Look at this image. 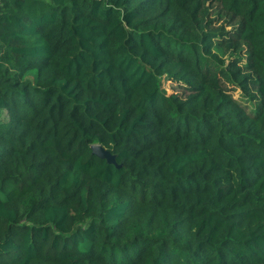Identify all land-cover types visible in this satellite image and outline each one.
<instances>
[{
    "label": "trees",
    "instance_id": "obj_1",
    "mask_svg": "<svg viewBox=\"0 0 264 264\" xmlns=\"http://www.w3.org/2000/svg\"><path fill=\"white\" fill-rule=\"evenodd\" d=\"M0 264H264V0H2Z\"/></svg>",
    "mask_w": 264,
    "mask_h": 264
},
{
    "label": "water",
    "instance_id": "obj_2",
    "mask_svg": "<svg viewBox=\"0 0 264 264\" xmlns=\"http://www.w3.org/2000/svg\"><path fill=\"white\" fill-rule=\"evenodd\" d=\"M92 153L99 158L106 159L110 163H114V157L100 146L92 147Z\"/></svg>",
    "mask_w": 264,
    "mask_h": 264
},
{
    "label": "rangeland",
    "instance_id": "obj_3",
    "mask_svg": "<svg viewBox=\"0 0 264 264\" xmlns=\"http://www.w3.org/2000/svg\"><path fill=\"white\" fill-rule=\"evenodd\" d=\"M176 84L170 83L168 81L163 82V88L166 90L167 94H171L175 92H180L178 89H174ZM235 99H241L240 93L238 91H234L231 93Z\"/></svg>",
    "mask_w": 264,
    "mask_h": 264
},
{
    "label": "built area",
    "instance_id": "obj_4",
    "mask_svg": "<svg viewBox=\"0 0 264 264\" xmlns=\"http://www.w3.org/2000/svg\"><path fill=\"white\" fill-rule=\"evenodd\" d=\"M1 3H2V0H0V5H1Z\"/></svg>",
    "mask_w": 264,
    "mask_h": 264
}]
</instances>
